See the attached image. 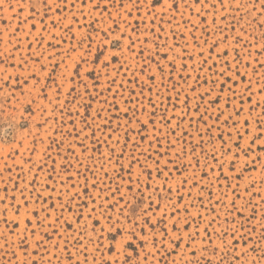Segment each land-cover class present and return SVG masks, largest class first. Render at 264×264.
I'll return each mask as SVG.
<instances>
[{"label": "rangeland", "instance_id": "obj_1", "mask_svg": "<svg viewBox=\"0 0 264 264\" xmlns=\"http://www.w3.org/2000/svg\"><path fill=\"white\" fill-rule=\"evenodd\" d=\"M0 264H264V0H0Z\"/></svg>", "mask_w": 264, "mask_h": 264}, {"label": "snow or ice", "instance_id": "obj_2", "mask_svg": "<svg viewBox=\"0 0 264 264\" xmlns=\"http://www.w3.org/2000/svg\"><path fill=\"white\" fill-rule=\"evenodd\" d=\"M157 2H159V0H157ZM196 2L198 3V2H199V0H196Z\"/></svg>", "mask_w": 264, "mask_h": 264}]
</instances>
